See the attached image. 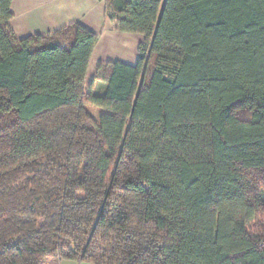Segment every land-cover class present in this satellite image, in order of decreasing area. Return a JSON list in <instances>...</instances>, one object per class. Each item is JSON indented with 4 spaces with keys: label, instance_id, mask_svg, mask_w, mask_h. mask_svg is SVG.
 Returning <instances> with one entry per match:
<instances>
[{
    "label": "trees",
    "instance_id": "1",
    "mask_svg": "<svg viewBox=\"0 0 264 264\" xmlns=\"http://www.w3.org/2000/svg\"><path fill=\"white\" fill-rule=\"evenodd\" d=\"M0 0V264H264V0H106L144 37L19 39ZM89 108L102 110L96 118Z\"/></svg>",
    "mask_w": 264,
    "mask_h": 264
},
{
    "label": "crops",
    "instance_id": "2",
    "mask_svg": "<svg viewBox=\"0 0 264 264\" xmlns=\"http://www.w3.org/2000/svg\"><path fill=\"white\" fill-rule=\"evenodd\" d=\"M11 12V26L19 39L47 36L71 24H79L99 36L89 65L87 91L102 92L103 84L95 81L99 67L116 62L130 66L138 63L144 37L116 31L107 18L106 0H13ZM89 111L98 112L99 116L103 112L95 108ZM61 264L85 263L64 261Z\"/></svg>",
    "mask_w": 264,
    "mask_h": 264
},
{
    "label": "rangeland",
    "instance_id": "3",
    "mask_svg": "<svg viewBox=\"0 0 264 264\" xmlns=\"http://www.w3.org/2000/svg\"><path fill=\"white\" fill-rule=\"evenodd\" d=\"M93 114H94V116H95L96 118H99V114H98V112L93 113ZM263 224H264V220H263Z\"/></svg>",
    "mask_w": 264,
    "mask_h": 264
}]
</instances>
